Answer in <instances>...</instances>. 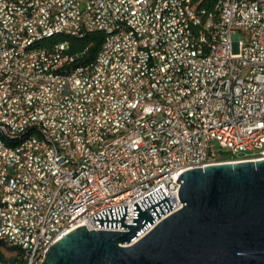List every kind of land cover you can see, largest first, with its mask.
<instances>
[{"label": "built area", "instance_id": "1", "mask_svg": "<svg viewBox=\"0 0 264 264\" xmlns=\"http://www.w3.org/2000/svg\"><path fill=\"white\" fill-rule=\"evenodd\" d=\"M220 9L223 18L194 0H45L43 11L20 23L0 5V128L17 104L43 94L38 120L46 145L24 125L31 153L15 196L7 197L15 214L0 238L26 264H39L81 226L128 231L101 228L94 216L127 206L125 223L134 225L135 204L162 188L174 209L151 231L183 208L177 181L187 170L264 159V0H220ZM61 21L73 23L75 33ZM81 29L105 35L93 62H79L82 53L72 46L33 47V39L52 32L81 39ZM108 59H116V72L104 77ZM85 79L96 81V91L85 89L96 108L67 99L66 85L78 96ZM50 89H57L55 99H46ZM15 153L0 146V161ZM22 225L35 230V240L21 234Z\"/></svg>", "mask_w": 264, "mask_h": 264}, {"label": "water", "instance_id": "2", "mask_svg": "<svg viewBox=\"0 0 264 264\" xmlns=\"http://www.w3.org/2000/svg\"><path fill=\"white\" fill-rule=\"evenodd\" d=\"M183 208L145 236L174 209L162 188L129 207L94 216L101 228L69 232L52 245L41 264H264V159L221 162L178 177Z\"/></svg>", "mask_w": 264, "mask_h": 264}, {"label": "bare ground", "instance_id": "3", "mask_svg": "<svg viewBox=\"0 0 264 264\" xmlns=\"http://www.w3.org/2000/svg\"><path fill=\"white\" fill-rule=\"evenodd\" d=\"M21 1L0 0L1 6H10L12 8L13 20H20V23L31 22V15L27 14L41 12L45 8V0H26V5L18 3ZM67 6H74V0H67ZM212 9L216 10V18H223V9H220V2ZM92 18H99V11H92ZM61 29L67 33H75V25L70 23V21H61ZM87 35L88 29H81V36L84 38ZM59 36L62 37L63 33L52 32L37 36L36 39H33V47L57 44L71 47L69 40L61 42L53 41ZM111 40H118V33H111ZM214 45H221V37H214ZM28 55H35V48H28ZM114 72H116V59H108V66L107 70H104V77H111V73ZM85 89L96 91V81L85 79L84 88H76V95L78 96H75L74 85H66L67 99H74V104H80V106H87L88 104V108H96V100H91V94H85ZM56 96L57 89L46 91V99H55ZM41 102H43V94L29 97L27 102L17 104L16 109L12 110L11 120H2L3 128H0V146L16 149V153L10 162L0 161V238H5L4 229L10 228L11 215L15 214V204L7 202V197L15 196L17 176H20L22 171L25 170V163H27L28 155L31 153V143H28L26 135L35 136L36 144L46 145V135L42 132L44 120H38ZM45 111H52V103H45ZM24 125H30L26 127V135L25 132H21ZM14 132H18V134L16 135ZM18 146L20 147L18 148ZM68 162H75V155H68ZM174 213L176 212L172 214ZM86 227L91 230L89 226ZM149 230L150 228H147L139 235L137 240L145 236ZM21 234H25L28 240L36 239V232L29 225H22ZM0 241L8 244L7 240ZM44 260L45 258H39V264L43 263ZM0 264L3 263L0 261Z\"/></svg>", "mask_w": 264, "mask_h": 264}, {"label": "trees", "instance_id": "4", "mask_svg": "<svg viewBox=\"0 0 264 264\" xmlns=\"http://www.w3.org/2000/svg\"><path fill=\"white\" fill-rule=\"evenodd\" d=\"M200 7L215 8L220 0H194ZM56 39V40H55ZM54 42L69 40L71 42V50L73 53H82L79 62L86 64L95 61L99 54L105 39L102 32L90 33L84 38H70L67 36L56 37ZM0 261L3 264H26L24 255L16 248L8 247V244L0 241Z\"/></svg>", "mask_w": 264, "mask_h": 264}]
</instances>
